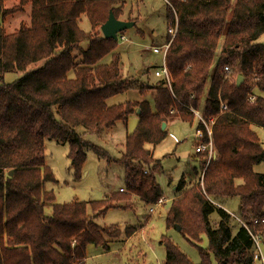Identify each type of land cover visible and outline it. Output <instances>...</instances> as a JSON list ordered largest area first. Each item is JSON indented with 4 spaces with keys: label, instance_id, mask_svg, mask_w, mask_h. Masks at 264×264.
Segmentation results:
<instances>
[{
    "label": "trees",
    "instance_id": "trees-1",
    "mask_svg": "<svg viewBox=\"0 0 264 264\" xmlns=\"http://www.w3.org/2000/svg\"><path fill=\"white\" fill-rule=\"evenodd\" d=\"M169 1L167 22L178 21L165 59L171 90L159 78L158 85L140 90L141 96L149 90L153 102L108 105L132 88L121 72L118 42L101 32L110 11L121 19L123 9L117 4L123 0H0V264H86L89 245L107 250L121 232L115 226L101 229L93 220L133 198L153 207L164 197L155 177L159 163L149 146L166 138L162 124L170 119L194 121L190 106L197 108L209 78L203 115L208 122L216 119L212 142L218 158L206 166L202 160L207 154H196L199 166L180 179L166 228L179 226L198 247L203 236L208 238L209 249L199 247L200 264H212L211 256L217 264H253V236L264 238V224H254L264 219V174L255 170L264 163L258 134L264 130V42L259 41L264 0ZM82 17L91 31L80 27ZM9 73L22 77L4 83ZM239 76L244 80L237 86ZM221 102L227 107L221 108ZM133 114L137 126L117 161L124 192L102 201L57 204L46 188L55 182L45 162L46 142L69 146L70 168L79 180L87 150L107 164L111 157L84 141L77 129L100 135ZM199 129L207 135L203 124ZM229 199H238L237 216L247 228L233 231V216L219 207ZM214 213L218 222L213 224ZM138 231L128 226L126 239ZM161 243L163 264H192L168 236Z\"/></svg>",
    "mask_w": 264,
    "mask_h": 264
},
{
    "label": "rangeland",
    "instance_id": "rangeland-1",
    "mask_svg": "<svg viewBox=\"0 0 264 264\" xmlns=\"http://www.w3.org/2000/svg\"><path fill=\"white\" fill-rule=\"evenodd\" d=\"M117 6L123 9L120 20L130 22L137 20L138 22L135 27L123 32L127 40L118 42L117 52L121 57L122 75L130 74L140 78L138 71L143 70L146 66L148 68L145 69V73L141 77L147 79L149 74L150 78L153 77L150 82L135 81L136 78L134 77L129 78L132 88L140 92L141 89L146 90L160 83L159 78L157 79L155 76L156 71L152 67H160L163 59L162 54L154 53L153 50L145 51L154 45L162 46L170 28V23L167 22V7L169 6L163 0H124V4L119 3ZM20 18L21 16H18L13 20L14 25L18 23ZM2 24L4 25L2 18H0V26ZM80 25L86 32L91 30V24L86 17H83ZM138 30L145 32L149 30V33L143 38L137 33L140 32ZM155 32L158 33L157 38L154 37ZM168 37L170 38L169 35ZM259 41L264 42V35ZM220 50L221 47L217 49L218 52ZM214 67L215 63L212 68ZM21 77V73H9L4 76L3 82L12 83ZM210 86L211 78L206 82L197 108L193 106L190 108L193 111H200L203 119L213 128L216 119L212 118L208 122L203 115ZM168 88L170 89V87ZM149 93L150 91L147 90V94ZM137 96L136 92L124 93L111 98L107 103L108 105H116L130 101ZM145 98H149L152 102L150 96L146 95ZM252 101L250 100L251 103ZM221 105V108L227 107L223 102ZM189 112L194 118L193 122L182 121L180 118L170 119V125L166 129V138L155 147H149L154 161L159 163L155 177L163 192V199L167 200L164 202L166 204L156 208L137 199L134 200L130 208L126 207L128 204L125 202L119 203L120 207L111 208L105 215L96 217L93 221L101 229L115 226L121 235L119 238L108 242L109 248L107 250L103 245H89L86 249V264H163L166 251L161 243V238L164 235L171 239L192 264L201 263L199 247L207 251L209 249L208 238L203 236L198 247L186 240L177 228L170 230L166 228V214L173 197L180 195L177 194L175 187L185 173L199 166L198 156L195 152L197 143L195 133L199 129L200 122L198 123L193 112ZM137 123V114H133L127 122H118L112 129L106 130L100 135L87 133L82 128H78L77 132L81 134L84 141L103 149L111 157V163L107 164L93 150H87V160L83 168L82 178L79 180L74 178L70 168L69 146L56 141H47L45 162L53 171L55 182H49L46 188L54 192L55 202L57 204H68L74 201L90 203L102 201L111 195L120 193V188L125 187V182L122 165L117 161H120L124 153L127 135L135 130ZM258 134L264 147V130H258ZM176 140L178 141L176 142ZM201 159L203 158L201 157ZM202 161H207L206 166L208 165L207 158ZM256 172L264 174V163L256 166ZM235 200L225 205L226 209L236 212L231 219L234 232L242 226L237 216L239 211ZM152 208L154 211L151 210ZM47 213H50V209H47ZM89 213L91 214L90 209ZM211 221L213 224L218 222L217 213L211 216ZM128 226L139 227L137 235L130 240H126ZM260 249L262 258H259L257 264H264V238H261ZM256 251L254 246V255ZM211 261L212 264H217L214 256H211Z\"/></svg>",
    "mask_w": 264,
    "mask_h": 264
},
{
    "label": "built area",
    "instance_id": "built-area-1",
    "mask_svg": "<svg viewBox=\"0 0 264 264\" xmlns=\"http://www.w3.org/2000/svg\"><path fill=\"white\" fill-rule=\"evenodd\" d=\"M165 3L169 6V7H172V4L169 0H165ZM176 32H177V21L175 23V25H170V28L168 29V35L170 36V40L168 39V41L162 46V47H154L152 50L154 53H157V54H162V57H163V63L161 65V67H159L157 70H156V73H155V76L158 77V78H162L165 80L167 86H169L171 88V76H170V72L168 70V67L166 65V62H165V59H166V54H167V51L170 47V44L173 40V38L175 37L176 35ZM126 38L122 35H119V39L117 42H120L121 41H124ZM225 71L227 73L230 72V69L229 67H226L225 68ZM193 98V95L191 96ZM251 100H254L255 97L252 96L250 97ZM191 112H193V114H195L196 118L198 119V121L200 122V124H203L206 128V131H207V135L206 133L203 131V129H198L196 131V138H197V143L195 145V152L196 154H207V160H208V163L212 160H216L218 158V152L217 150L215 149V147L213 146V142H212V127L211 125H209V123H207L203 117L200 115L201 112L200 111H193L191 108L190 110ZM171 113H174V111H172ZM207 137V140L205 139ZM121 191H124V190H121ZM166 200L165 199H160L158 201L157 204H155L154 206L156 208L162 206L163 204H165ZM152 211H154V209L152 208L151 209ZM239 221H241L239 219ZM242 225L247 228V225L241 221ZM259 223H263L264 224V219L262 220H254V224H259ZM253 240H254V246L256 247L257 251L255 253V255L253 256V264H257L258 260H260L259 258H262L261 256V249H260V243H261V238L260 236L258 235H255L253 236ZM260 251V252H259Z\"/></svg>",
    "mask_w": 264,
    "mask_h": 264
},
{
    "label": "crops",
    "instance_id": "crops-1",
    "mask_svg": "<svg viewBox=\"0 0 264 264\" xmlns=\"http://www.w3.org/2000/svg\"><path fill=\"white\" fill-rule=\"evenodd\" d=\"M164 2H165V0H163ZM122 4H124V0H123V2H121ZM124 12H125V10H124ZM82 19H83V17H82ZM82 19H81V22H82ZM123 19V18H122ZM81 22H80V24H81ZM138 23V22H137ZM137 23L133 26V27H135L136 25H137ZM80 27H81V25H80ZM132 27V28H133ZM91 31V30H90ZM138 31H140V30H138ZM89 32V31H88ZM141 37H145L146 35H147V33H149V30H147L146 32L145 31H140V32H137ZM122 36H124L125 37V35H122ZM157 36H158V33H154V37L155 38H157ZM126 38V37H125ZM168 39H169V37H168V33H167V35L165 36V39H164V42H163V44H162V46L168 41ZM127 39H125L124 41H126ZM162 46H151L149 49H147V51H145V52H149V51H151L154 47H162ZM118 53V52H117ZM119 54V53H118ZM120 55V54H119ZM162 63H163V59H162ZM122 64V63H121ZM162 65V64H161ZM161 65H160V67H161ZM146 68H148V67H146V66H144V69L143 70H139L138 71V75L140 76V78H137V77H134V76H131L130 74H127V76H125L124 75V77L126 78V79H129V78H131V77H134V78H136V79H134L135 81H144V82H150V80H152L153 79V77L151 76V78H150V74H149V76L147 77V79H145L144 77H141V75H143L144 73H145V69ZM152 68H154V70L156 71L159 67H152ZM154 79H156V78H154ZM135 89H130V90H128L126 93H134V92H136V95H138L136 98H133V99H130V101H137V102H142V101H144V100H148V101H150V99L148 98V99H146L145 97L146 96H141V94H140V92L136 89L135 91H134ZM146 95H148V96H150V98H151V101L153 102V98L151 97V93H149V94H146ZM145 98V99H144ZM138 117V116H137ZM196 120L198 121V119L196 118ZM198 123H199V121H198ZM200 124V123H199ZM169 125H170V122H168V123H166V128L165 129H168V127H169ZM198 130V129H197ZM258 130H263V129H258ZM178 140H176V142H177ZM150 147V146H149ZM256 170V169H255ZM121 190H123V188H120V192H122ZM175 190H176V192H177V186L175 187ZM177 194H178V192H177ZM164 198V197H163ZM174 198H177L176 196L175 197H173V199ZM134 200H137L136 198H133L130 202H128V205H132L133 204V202H134ZM166 200V199H165ZM233 200H235V199H229V200H226L225 202H224V205H222L221 206V208H223L224 210H226L227 212H229L231 215H235L236 214V212L234 213V212H232V211H230V210H228V209H226V207H225V205L227 204V203H229V202H231V201H233ZM236 202H235V204H236V206H237V210L239 211L240 210V205H239V201H238V199L237 200H235ZM165 202H167V200L165 201ZM166 204V203H165ZM139 228V227H138ZM137 235V234H136ZM136 235H134V237L136 236ZM133 237V236H132ZM131 237V238H132ZM131 238H128V239H126V240H130Z\"/></svg>",
    "mask_w": 264,
    "mask_h": 264
},
{
    "label": "water",
    "instance_id": "water-1",
    "mask_svg": "<svg viewBox=\"0 0 264 264\" xmlns=\"http://www.w3.org/2000/svg\"><path fill=\"white\" fill-rule=\"evenodd\" d=\"M134 25V22L117 19L113 11H110L107 21L101 26V32L106 39H111L117 42L119 39V35L125 32L126 30L131 29ZM243 80V77L239 76L236 81L237 86H240ZM165 128L166 123H163L162 130H164ZM10 174L12 175L13 171H11ZM177 230L180 231L179 226H177Z\"/></svg>",
    "mask_w": 264,
    "mask_h": 264
}]
</instances>
